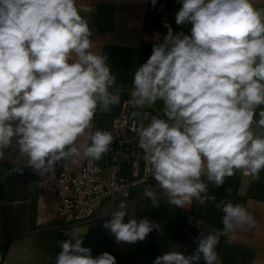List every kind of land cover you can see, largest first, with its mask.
I'll return each mask as SVG.
<instances>
[{"label": "clouds", "instance_id": "9594fccd", "mask_svg": "<svg viewBox=\"0 0 264 264\" xmlns=\"http://www.w3.org/2000/svg\"><path fill=\"white\" fill-rule=\"evenodd\" d=\"M180 3L175 22L190 23V35L164 24L163 42L134 72L128 103L135 109L163 102V116L145 113L149 123L132 130L168 203L186 208L193 200H216L209 183L223 186L237 171L254 183L264 171V8L252 0ZM91 37L76 0H0V159L4 149L18 148L26 165L45 176L62 161L75 163L81 152L90 161L108 153L112 133L90 130L97 112L108 113L120 95L110 91L116 78L108 57L91 50ZM145 195L160 205L154 191ZM215 207L223 213L222 229L201 232L192 254L173 248L153 264H221V237L257 226L243 204L220 200ZM128 211L121 201L104 213L111 218L103 227L117 244L142 242L160 230L148 218L125 222ZM58 243L55 264H116L108 252L94 257L82 237Z\"/></svg>", "mask_w": 264, "mask_h": 264}, {"label": "crops", "instance_id": "0c3cea01", "mask_svg": "<svg viewBox=\"0 0 264 264\" xmlns=\"http://www.w3.org/2000/svg\"><path fill=\"white\" fill-rule=\"evenodd\" d=\"M252 2L255 7L264 8V0ZM76 3L80 14L89 21L91 50L108 57L107 63L116 78L110 91L119 93L120 103L112 106L108 113L98 111L90 130L108 131L122 100L131 94L136 68L147 61L155 43L163 42L168 32L164 24L171 26L173 34L183 32L186 35H190L192 26L175 22L176 13L182 6L180 0H156L154 6L151 0H76ZM163 107L162 101L150 107H132V113L135 111L138 115L131 116L138 125L147 124L149 120L144 119V114L148 113L149 118L163 116ZM85 141L87 136L81 137L77 146ZM4 153V158L0 159V264H55L61 251L58 242L74 235L82 237V246L90 247L94 257L108 252L116 258V264H153L158 255L173 248L190 255L197 247L196 238L201 232L222 229L223 213L215 207L220 200L245 205L257 221L253 229L245 227L221 237L216 247L221 264H264V171L254 183L239 171L226 178L223 186L209 183L208 193L216 200L203 205L193 200L186 208H176L168 203L153 175L147 176L145 181L130 187L125 222L131 218L138 221L148 218L159 224L160 230H153L131 249L127 243L117 244L101 221L63 225L55 217L57 196L42 190L36 173L20 157L18 148L10 146ZM83 157L81 152L75 159ZM108 160L106 153L99 161L92 162L102 167L107 175ZM17 166L23 169L22 173L13 170ZM143 167L144 162L139 158L135 162H122L120 172L124 177H131L133 173L140 176ZM145 189L155 192L160 203L158 207H153ZM109 206L110 201L104 200L102 207ZM199 264H205V261L201 259Z\"/></svg>", "mask_w": 264, "mask_h": 264}, {"label": "built area", "instance_id": "2783aa9c", "mask_svg": "<svg viewBox=\"0 0 264 264\" xmlns=\"http://www.w3.org/2000/svg\"><path fill=\"white\" fill-rule=\"evenodd\" d=\"M130 99L129 95L122 100L119 113L108 130L113 135V142L107 153V175L102 167L86 157L75 159V163L68 162L65 166L62 161L55 166L54 173L45 176H40L31 168L36 173L42 190L57 196L55 217L63 225L92 220L104 223L111 218L110 214L104 213L115 210L121 201L128 204L130 187L145 181L152 174L144 161L143 174L140 176L133 173L131 177H124L120 172L122 162H135L142 159L143 155V150L138 147L139 137L132 130L140 125L131 116L132 106L128 103ZM104 200L110 201L109 207H102ZM128 246L135 249L136 243Z\"/></svg>", "mask_w": 264, "mask_h": 264}]
</instances>
